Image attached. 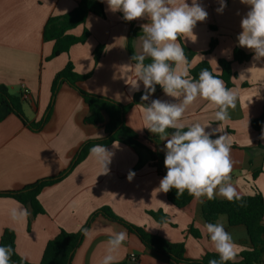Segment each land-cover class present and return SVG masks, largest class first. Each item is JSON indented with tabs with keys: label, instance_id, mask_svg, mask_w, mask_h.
Instances as JSON below:
<instances>
[{
	"label": "crops",
	"instance_id": "crops-1",
	"mask_svg": "<svg viewBox=\"0 0 264 264\" xmlns=\"http://www.w3.org/2000/svg\"><path fill=\"white\" fill-rule=\"evenodd\" d=\"M79 1L0 0V86L16 97L20 96L22 85L28 90L27 100H21V110L28 124H39L52 105L48 120L39 130L30 129L13 114L0 121V192L19 191L39 180L59 176L71 166L84 143L105 137L102 128L83 124L88 107L66 84L59 86L51 103L54 77L68 62L72 63L76 74L86 77L77 86L87 94L124 106L132 104L135 94H144L142 82L139 91L131 89L129 83L135 79V72L124 66L134 64L128 50L130 32H137L130 50L133 55H139L144 35L141 25L148 20L124 21L123 13L111 12L106 0L103 2L105 18L88 15L84 25L70 32L79 37L86 29L87 40L72 46L68 53L50 59L53 43L43 39L46 23L51 17L68 14ZM191 2L187 0L189 5ZM198 2L208 16L193 28L195 38L179 37L177 42L181 47L195 53L188 65L180 66L181 70L187 67L189 71L207 62L212 73L221 76L219 61L230 62L227 69L230 74L226 76L228 85L221 80L226 88L237 91L238 96L236 108L229 109L230 120L226 123L216 121L218 109L199 98L187 108L182 122L185 125L210 124L206 131L220 125L222 133L216 136L226 133L230 139V157L234 162L231 183L238 195L251 196L257 190L264 197V139H261L264 130L257 133L251 126V121L264 113V58L254 60L253 51L240 47L237 39L242 31L241 19L250 6L240 0H225L226 7L218 13L219 0ZM213 39L217 44L207 54ZM98 47H102V54L95 62L94 51ZM236 49L248 54L249 59L240 64L233 62ZM155 92L154 98L150 96L144 103L132 104L125 115V125L139 138L150 133L144 128L143 104H150L154 99L179 102L166 96L159 85ZM164 143L162 141L161 145ZM141 144L152 149L143 141ZM105 147L113 153L109 173L99 174L101 166L89 152L63 179L41 190L37 199L43 214L36 215L30 226V216L26 220L11 219L10 210L17 207V201L0 198V237L4 230L13 231L15 251L23 261L39 264L47 243L60 230L72 234L80 232L101 208L110 209L118 218L169 243H183L187 259L199 260L206 254L217 253L204 227L207 222L200 214L206 197L194 198L187 207L177 209L168 202L166 193L154 192L162 178L144 148L135 149L120 142ZM130 172L135 173L131 181L127 179ZM214 199L225 198L216 195ZM158 212L166 216L162 223L149 215ZM221 220L237 245L238 256L247 247L246 229L229 227L225 215L218 216L214 223ZM108 228L127 233V240L113 253L114 264L129 257H135L139 264H168L164 257L146 249L135 235L101 216L92 219L89 234L84 233L71 264H102L107 254L109 233L105 229Z\"/></svg>",
	"mask_w": 264,
	"mask_h": 264
},
{
	"label": "clouds",
	"instance_id": "clouds-1",
	"mask_svg": "<svg viewBox=\"0 0 264 264\" xmlns=\"http://www.w3.org/2000/svg\"><path fill=\"white\" fill-rule=\"evenodd\" d=\"M240 2L249 5L250 10L241 19L242 31L237 37L238 44L252 50L254 60H260L264 58V0ZM106 3L111 12H122L125 21L148 20V23L141 25L144 34L141 37V54L131 57L134 64L124 66L135 72V79L129 83L131 89L139 91L142 82L144 94L141 100L148 101L155 93L156 85H159L166 96L179 101L169 103L154 99L150 104H143L144 128L158 136L159 140L165 141L163 163L166 174L154 192L167 193L175 189L176 198L187 191L198 200L202 197L212 200L216 195L228 201L239 200L237 189L231 183L234 162L230 157L231 142L227 134L216 136L217 133H222L220 125L206 131L210 124L185 125L182 122L185 111L198 98L218 109L215 119L221 124L230 120L229 109L236 108L237 91L226 88L217 76L204 69L199 78L194 79L187 67L183 70L180 67L188 65V59L177 42L178 38L181 35L195 38L193 28L197 22L207 18V11L198 0H192L191 5L187 0H106ZM219 3L220 7L216 11L222 13L226 7L225 0H219ZM146 58H150L151 63L145 64ZM168 129L173 131L168 132ZM213 136L216 138L213 139ZM261 139H264V133L261 134ZM90 155L101 166L99 174L107 175L113 153L103 145H94L90 149ZM134 175V172H130L127 179L131 181ZM29 215V210L18 202L17 207L10 210L13 221L26 220ZM204 227L219 255V261L211 260L209 264L235 261L237 245L232 235L225 230L223 221L207 223ZM89 231L84 229L85 235ZM105 231L109 233V239L106 241L107 254L102 264H114L113 253L127 240V233L115 232L111 228ZM12 254L11 246H0V264H11Z\"/></svg>",
	"mask_w": 264,
	"mask_h": 264
},
{
	"label": "trees",
	"instance_id": "trees-1",
	"mask_svg": "<svg viewBox=\"0 0 264 264\" xmlns=\"http://www.w3.org/2000/svg\"><path fill=\"white\" fill-rule=\"evenodd\" d=\"M88 15L105 18L102 0H80L77 6L68 14L48 19L44 27L43 39L44 41L53 43V50L50 59L68 53L72 46L82 44L87 40L89 33L86 29L83 30L79 37H75L70 32L76 27L84 25ZM121 17L123 18V16ZM136 36L137 32L131 31L128 37V50L131 57L133 54L130 50V44ZM216 44V40H211L206 53H210L215 48ZM182 48L184 49L189 62L195 53L184 47ZM101 54L102 47L96 48L94 51L95 62L98 61ZM249 57L248 54H245L238 49L233 52V62L239 64L246 62ZM133 63L135 62L133 61ZM144 63H151V59H146ZM230 64V62L223 60L219 61V65L222 68V74L217 77L223 79L226 83L228 82L226 76L230 74L227 71ZM204 69H207L212 73L208 63L201 62L197 67L189 70V74L194 79H198L200 72ZM84 79H86V77L76 74L72 63L68 62L63 70L58 72L54 77L51 86V103H53L56 97L59 86L66 84L69 88L74 90L81 99H83L88 107V113L83 119V124L88 127L102 128L105 137L101 140H90L84 143L75 155L71 166L59 176L39 180L34 184L25 186L19 191L0 192V198L14 199L29 210V226L36 215L43 214V209L39 205L37 199L41 190L44 187L53 185L63 179L88 155L90 149L94 145L108 146L114 142H120L135 149L144 148L148 152L151 161L155 163L154 168H156L158 175L162 178L166 174V168L163 163L165 156L160 155L156 149V146L162 144V141L159 140L158 136L150 132L145 133L142 138H139V136L124 123L125 115L131 109L132 104L145 102L141 100L142 94H135L132 104L124 106L107 98L87 94L81 91L77 86V83ZM156 95L157 93L155 92L152 94L151 98H154ZM51 107L52 105H50L45 119L39 124H28L21 110V97L9 94L5 87L0 86V121L5 119L8 115L13 114L18 117L24 125H28L30 129L39 130L48 120ZM251 126L257 133L264 130V113H262L260 118L252 120ZM167 131L172 132L173 129H168ZM141 141L151 145L152 149L142 145ZM175 191V189L170 190L166 193V197L168 202L177 209L187 207L195 198L187 191H185L179 198H176ZM239 197V200L234 199L233 201H228L227 199H206L201 204L200 214L207 223H214L218 216L225 215L229 227H245L247 232V247L240 252L235 261H228L226 264H264V197H262L257 190H255L254 194L251 196ZM149 215L159 223H162L166 219V216L160 212L149 213ZM97 216H101L109 222L121 225L129 233L135 235L146 249L164 257L168 261V264H209V261L211 260L219 261L218 253L206 254L199 260L187 259L185 257L183 243H169L159 236L151 235L145 232L142 228L136 227L123 219L118 218L110 211V209L101 208L91 217L80 232L72 234L60 230L59 233L47 243L39 264H71L72 257L82 241L84 229H88L92 219ZM0 246L12 247L13 254L11 256V264H28L23 261L15 251V234L13 231H3L0 237ZM119 264L139 263L137 259L132 261L131 257H129L126 261Z\"/></svg>",
	"mask_w": 264,
	"mask_h": 264
},
{
	"label": "built area",
	"instance_id": "built-area-1",
	"mask_svg": "<svg viewBox=\"0 0 264 264\" xmlns=\"http://www.w3.org/2000/svg\"><path fill=\"white\" fill-rule=\"evenodd\" d=\"M28 90L22 85L21 86V93H20V97L21 100L25 101L28 98ZM134 259H136L135 257H131V260L133 261Z\"/></svg>",
	"mask_w": 264,
	"mask_h": 264
},
{
	"label": "water",
	"instance_id": "water-1",
	"mask_svg": "<svg viewBox=\"0 0 264 264\" xmlns=\"http://www.w3.org/2000/svg\"><path fill=\"white\" fill-rule=\"evenodd\" d=\"M165 149H164V146L163 145H159L158 147H157V152L160 154V155H162V156H165Z\"/></svg>",
	"mask_w": 264,
	"mask_h": 264
}]
</instances>
